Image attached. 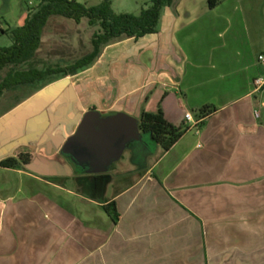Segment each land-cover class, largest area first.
Segmentation results:
<instances>
[{
	"label": "crops",
	"instance_id": "crops-1",
	"mask_svg": "<svg viewBox=\"0 0 264 264\" xmlns=\"http://www.w3.org/2000/svg\"><path fill=\"white\" fill-rule=\"evenodd\" d=\"M208 1L176 0L156 34L112 42L88 69L0 115L2 131L11 112L60 87L51 135L40 125L35 142H0V162L17 156V144L33 156L23 170L0 168V264H264L255 85L264 78V0L215 10ZM208 105L217 112L198 120L193 111ZM159 109L189 128L168 152L140 129L142 114ZM81 131L107 145L77 142L64 154ZM128 151L133 168H116ZM113 202L116 223L105 209Z\"/></svg>",
	"mask_w": 264,
	"mask_h": 264
},
{
	"label": "trees",
	"instance_id": "trees-1",
	"mask_svg": "<svg viewBox=\"0 0 264 264\" xmlns=\"http://www.w3.org/2000/svg\"><path fill=\"white\" fill-rule=\"evenodd\" d=\"M176 0H151V6L140 15L115 14L110 0L96 7L87 8L76 0H46L34 13H30L23 27L3 31L9 33L13 45L9 48L0 47V101L4 95L20 87L44 84L56 77L66 78L88 69L100 57L103 49L121 38L141 39L154 35L158 31L163 12L172 7ZM228 0H209L210 10H215ZM54 17L72 20L77 24L87 20L98 31L92 39V52L82 59L61 67L38 69L31 67L36 62L42 46L44 31ZM29 65V69L24 66ZM217 112L216 107L208 105L193 111L198 120L206 119ZM140 129L152 137L153 141L164 152L170 151L187 133L184 124L176 125L167 121L162 109L157 113L144 112L141 117ZM29 151L22 150L16 157L0 162V168L7 170H23L32 162ZM114 222H118L119 214L116 203L106 208Z\"/></svg>",
	"mask_w": 264,
	"mask_h": 264
},
{
	"label": "rangeland",
	"instance_id": "rangeland-1",
	"mask_svg": "<svg viewBox=\"0 0 264 264\" xmlns=\"http://www.w3.org/2000/svg\"><path fill=\"white\" fill-rule=\"evenodd\" d=\"M44 1L46 0H0V31H10L23 27V20L28 18L30 13L36 12L40 4ZM76 1L87 8L96 7L104 2V0ZM110 2L112 10L118 15L131 14L138 16L143 10L148 9L151 6V0H110ZM81 23L83 24L77 26L72 20L61 17L52 18L44 32L42 47L37 55L36 62L32 64L31 67L42 70L61 65V67H64L89 55L92 52V39L94 32H97L98 27H92L90 25V27H88L87 20ZM75 40H78V43L74 45ZM12 45L13 39L11 35L9 33H0V47L9 48ZM24 68L29 69L30 66L26 65ZM262 77H264V72ZM47 83L29 87H20L6 93L0 101V115L12 110L15 106L28 99L34 92L41 89V87ZM59 90L60 87H54L45 95L43 94L33 101H31V99L34 97L27 100V102L23 104L26 105V103H28L27 106L22 107V105L17 110L11 112L8 119H6V122L10 121L11 124L2 126L3 129L0 131V142L15 143L20 141V139H23L26 142L30 141L32 143L36 141L42 131H44L45 134L48 133V135H51L52 128L50 125L51 122H54V114L51 116L52 111H50V103L53 94H55L56 91L59 92ZM256 97L259 99L260 104V107H258L257 110L264 119V105H262L264 103V87L262 88L261 93L257 94ZM40 125L43 126L42 131H40ZM148 145L153 151L156 144L154 145L152 141H149ZM17 147L19 148L17 153L22 150L30 152L27 147H23L19 144L13 147L11 152ZM145 160L146 159L141 163L152 164L154 161L153 158L148 159L146 162ZM132 163V155L131 152L128 151L124 155L123 160L116 164V168L120 170H129L133 168ZM36 166H39L38 162L36 163ZM91 182L96 185V177H93ZM94 188H91L92 190L90 191V194L96 196L98 195V192L95 190L96 188Z\"/></svg>",
	"mask_w": 264,
	"mask_h": 264
},
{
	"label": "water",
	"instance_id": "water-1",
	"mask_svg": "<svg viewBox=\"0 0 264 264\" xmlns=\"http://www.w3.org/2000/svg\"><path fill=\"white\" fill-rule=\"evenodd\" d=\"M92 140L95 142V144L92 146V147H94V149H95V148L103 149V147L107 145V144H103V143L101 142V140H100L99 138L95 137L94 135H92V136L89 138V140H87V141L81 139L80 136L76 135V136H74V137H72V138L70 139L68 145L66 146V148H65V150H64L63 152H64V154H69V151L71 150V147L73 146V143H77V142L80 143V144H82V145H84V147H87V145H88V144L90 143V141H92ZM110 143H111V142H109V144H110ZM79 154H81V153H79Z\"/></svg>",
	"mask_w": 264,
	"mask_h": 264
},
{
	"label": "built area",
	"instance_id": "built-area-1",
	"mask_svg": "<svg viewBox=\"0 0 264 264\" xmlns=\"http://www.w3.org/2000/svg\"><path fill=\"white\" fill-rule=\"evenodd\" d=\"M258 63H259L260 66H262L264 68V55H260L259 56ZM255 85H256L258 90L262 89L264 87V78H259V79L255 80ZM186 120H188L193 125L197 124L195 122L194 117L192 116V114H189V113L186 114Z\"/></svg>",
	"mask_w": 264,
	"mask_h": 264
},
{
	"label": "flooded vegetation",
	"instance_id": "flooded-vegetation-1",
	"mask_svg": "<svg viewBox=\"0 0 264 264\" xmlns=\"http://www.w3.org/2000/svg\"><path fill=\"white\" fill-rule=\"evenodd\" d=\"M105 132V131H104ZM85 135L84 131H81L80 134H78V136H80L81 138H84L83 136ZM86 138L89 136V134L86 133ZM103 137V136H102Z\"/></svg>",
	"mask_w": 264,
	"mask_h": 264
}]
</instances>
